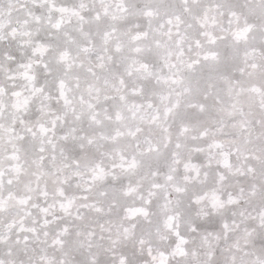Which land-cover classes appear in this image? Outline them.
I'll return each mask as SVG.
<instances>
[{
	"label": "snow or ice",
	"instance_id": "snow-or-ice-1",
	"mask_svg": "<svg viewBox=\"0 0 264 264\" xmlns=\"http://www.w3.org/2000/svg\"><path fill=\"white\" fill-rule=\"evenodd\" d=\"M0 264H264V0H0Z\"/></svg>",
	"mask_w": 264,
	"mask_h": 264
}]
</instances>
